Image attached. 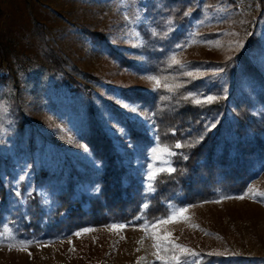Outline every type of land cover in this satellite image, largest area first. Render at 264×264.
I'll return each instance as SVG.
<instances>
[{
	"label": "rangeland",
	"instance_id": "374dc122",
	"mask_svg": "<svg viewBox=\"0 0 264 264\" xmlns=\"http://www.w3.org/2000/svg\"><path fill=\"white\" fill-rule=\"evenodd\" d=\"M146 3L147 0H0V77L8 76L6 94L18 98L38 144L37 152L29 157L16 156V148L7 136L11 119L0 96V155L8 167L5 181L12 180L8 184L16 193L27 184L29 193L37 191L50 202L48 192L37 189L33 181L35 168H49L52 161L66 157L74 164L95 163L89 146L79 138L76 116L69 106H63L76 98L62 84L59 69L92 94L90 103L94 107H101L104 100L148 128L155 145L146 156H140L122 124L104 113V130L126 164L146 177L148 188L152 181L147 177L154 165L166 168L167 161L171 166L172 156L161 161L153 159L152 150L161 145L157 143L152 113L126 95L131 90L156 89L148 79L154 75L123 66L92 39V33L105 36L127 60L144 64L146 58L138 50L143 44L140 26L147 21ZM200 4L204 14L193 21L190 44L175 54L181 64L224 61L242 52L252 35L264 44V0H200ZM36 23L46 42L34 30ZM237 41L243 47L232 50ZM49 54L51 59L47 58ZM258 64L264 72V60ZM190 71L204 73L200 77L214 73L202 68ZM250 186L264 192V171ZM219 201L189 206V222L165 226L177 243L198 253L182 256V262L200 264L209 253L264 260V197ZM109 226L92 228L96 231L80 237L74 233L55 240L28 241L4 222L0 224V264H137L141 257L145 258L141 264H160L152 255V240L140 230L142 226H128L121 232L111 231ZM142 238L143 245L138 243ZM15 241L31 243L26 251L9 250L8 245Z\"/></svg>",
	"mask_w": 264,
	"mask_h": 264
},
{
	"label": "trees",
	"instance_id": "16d2710c",
	"mask_svg": "<svg viewBox=\"0 0 264 264\" xmlns=\"http://www.w3.org/2000/svg\"><path fill=\"white\" fill-rule=\"evenodd\" d=\"M203 10L200 0H147V21L140 26L143 44L138 50L146 58L144 64L127 60L105 36L92 33L98 47L123 66L166 76L170 78L167 83L183 85L175 91L160 87L126 93L152 113L157 143L176 153L171 157L176 171L159 173L148 188L146 177L126 164L104 130V113L122 124L140 156H146L155 145L148 128L104 100L101 107H94L90 103L92 94L59 69L63 73L62 84L76 98L63 106H69L76 116L79 138L89 146L95 163L78 162L83 167L80 169L66 157L52 161L49 168H35L33 181L37 189L48 192V202L37 191L29 193L26 183L16 193L8 184L12 180L5 181L8 167L0 155L1 225L11 224L28 241L55 240L85 228L112 224L140 227L167 217L174 207L215 202L247 191L264 171V72L258 64L264 60V44L252 35L245 49L229 56L231 59L171 63V57L190 44L193 21L203 17ZM34 30L46 42L39 24ZM50 57L52 54L47 58ZM194 68L214 73L195 79L183 75ZM221 68L224 70L218 71ZM8 79L0 77V96L11 119L7 136L18 158L29 157L38 149L36 132L18 98L6 94ZM190 93L200 99L208 95L220 98L213 103L196 104L193 98H184ZM212 124L214 128L210 127ZM177 143L184 147L175 148ZM200 264H264V260L205 255Z\"/></svg>",
	"mask_w": 264,
	"mask_h": 264
},
{
	"label": "snow or ice",
	"instance_id": "6c2138e0",
	"mask_svg": "<svg viewBox=\"0 0 264 264\" xmlns=\"http://www.w3.org/2000/svg\"><path fill=\"white\" fill-rule=\"evenodd\" d=\"M219 46V45H217ZM182 47V46H181ZM240 47H243L242 42H235L234 47L232 50L238 49ZM231 59V57H229ZM171 63L173 64H181V61L177 59L175 55L171 57ZM224 69H219L218 71L222 72ZM184 76L195 79L199 78L200 76H203L204 73H197L193 71H185L183 73ZM149 80L153 82V86L155 88L164 87L168 91H175L179 87H182L181 84H169L167 81L170 79L169 77H161V76H150L148 77ZM185 99L193 98V102L196 104H205V103H213L214 101L218 100L220 97L214 96V95H208L204 99L195 98L194 94L190 93L189 96L184 97ZM135 111V109H133ZM211 128L215 127V124H212L210 126ZM193 146V145H189ZM175 148H181L184 147L183 144L177 143L174 145ZM153 152V159L156 161H161L163 157L168 156H174L176 153L167 145L163 146H157L152 150ZM187 159V157H184ZM169 166L166 168H157L155 165L153 166V169L148 174V180L154 181L156 177L161 172H168L173 173L176 171L174 167ZM152 185H149V188H151ZM256 196L264 197V192L259 191L254 186H250L247 191L240 196L236 197H226L228 199H245V198H255ZM215 202H221V201H215ZM147 208V205L144 206ZM189 212V208L187 207H174L170 211V214L167 217L158 218L154 220L153 222L146 223L142 226L140 230H142L145 233V238L152 240V248L154 249L152 255L155 257L156 260L160 261V264H187L186 261L181 260L182 256H196L198 253L194 252L192 249H189L186 245H182L176 242V239L173 238V233L168 231L165 227L166 225L174 224V223H181V222H189L191 220V217L187 215ZM128 225L126 224H112L109 226V230L121 232L125 228H127ZM192 227H199L198 225L193 224ZM93 231H96L92 228H85L81 232L75 233L77 237L83 236L85 234L91 233ZM31 242H24V241H15L13 243H10L8 245L9 250L16 249L20 251H26L29 247V244ZM139 244L143 245L144 239L142 238L140 241H138ZM46 246V245H45ZM74 250V249H73ZM139 250V249H138ZM211 254H219V253H209ZM31 255V253H29ZM145 258L141 257L140 260L137 262V264H141V261H143Z\"/></svg>",
	"mask_w": 264,
	"mask_h": 264
}]
</instances>
